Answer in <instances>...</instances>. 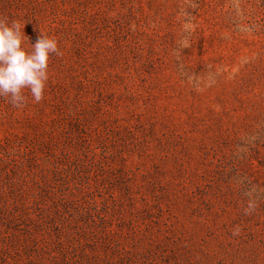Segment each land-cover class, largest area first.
<instances>
[{
  "label": "rangeland",
  "instance_id": "rangeland-1",
  "mask_svg": "<svg viewBox=\"0 0 264 264\" xmlns=\"http://www.w3.org/2000/svg\"><path fill=\"white\" fill-rule=\"evenodd\" d=\"M0 22L61 52L41 102L0 97V264H264V0H0Z\"/></svg>",
  "mask_w": 264,
  "mask_h": 264
},
{
  "label": "clouds",
  "instance_id": "clouds-1",
  "mask_svg": "<svg viewBox=\"0 0 264 264\" xmlns=\"http://www.w3.org/2000/svg\"><path fill=\"white\" fill-rule=\"evenodd\" d=\"M31 46V51L23 47L19 24L0 22V97L8 98L17 108L26 101L25 91L36 103L41 102L49 80L50 56L61 55L57 40L43 33Z\"/></svg>",
  "mask_w": 264,
  "mask_h": 264
}]
</instances>
